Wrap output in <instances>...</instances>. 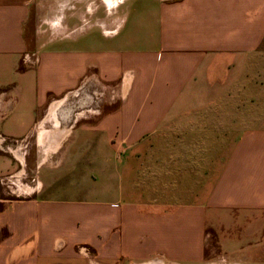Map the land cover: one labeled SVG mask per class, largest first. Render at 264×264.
<instances>
[{"label":"crops","instance_id":"crops-1","mask_svg":"<svg viewBox=\"0 0 264 264\" xmlns=\"http://www.w3.org/2000/svg\"><path fill=\"white\" fill-rule=\"evenodd\" d=\"M0 145V264H264V0H0Z\"/></svg>","mask_w":264,"mask_h":264},{"label":"rangeland","instance_id":"rangeland-1","mask_svg":"<svg viewBox=\"0 0 264 264\" xmlns=\"http://www.w3.org/2000/svg\"><path fill=\"white\" fill-rule=\"evenodd\" d=\"M28 38H29V36H28ZM73 101L74 100H72L71 102H72V104H73ZM76 101V100H75ZM74 101V102H75ZM60 102V103H59ZM69 101L67 100V103H68ZM64 104H63V102L62 101H60V100H56V109H55V113H56V117H58L59 118V121H63L62 120V116H61V114H59V113H61L62 112V109L63 108H65V106H63ZM71 106H74V105H71ZM77 107V106H76ZM76 109H78V108H76ZM76 112H79V110L77 111L76 110ZM15 149H17L18 150V152H22V153H24V158H25V164H27V166H25V171H24V176H29L31 173H30V166H31V164H30V162H29V160H30V156H31V147L30 146H28V147H22V148H15V146H5V145H0V151H4V150H6V153L7 154H13L14 153V151H15ZM21 154V153H20ZM44 166L41 168V170H40V172L41 173H43L44 172ZM1 187H0V197H3V198H5V197H13V198H16L17 197V195H15V194H5V191H4V189H6L3 185H0ZM9 186H11V190L12 191H14V190H16V188H15V186L13 185V184H9ZM7 191H9L10 192V190H9V188L7 187ZM12 195V196H11ZM57 231H59L60 232V230H57ZM1 234H2V232H0V236H1ZM65 235V234H64ZM121 264H130L129 262H123V263H121ZM136 264H170V263H167V262H164L162 259H151V260H148V261H145V262H141V263H136Z\"/></svg>","mask_w":264,"mask_h":264}]
</instances>
